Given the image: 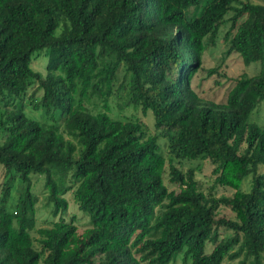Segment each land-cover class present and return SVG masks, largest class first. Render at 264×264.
Here are the masks:
<instances>
[{
	"label": "trees",
	"instance_id": "trees-1",
	"mask_svg": "<svg viewBox=\"0 0 264 264\" xmlns=\"http://www.w3.org/2000/svg\"><path fill=\"white\" fill-rule=\"evenodd\" d=\"M228 12L229 51H254L251 62L259 70L240 74L225 101L214 103L191 83L204 39H213ZM34 53L45 58L43 74L31 68ZM34 85L41 94L33 106L41 107L42 121L22 112ZM121 90L128 105L150 110L153 127L167 136V159L138 119H113L85 106L93 99L106 109ZM263 98L264 4L0 0V165L6 176L0 264H170L178 255L180 264H221L224 258L261 264L264 127L247 117ZM181 159L208 160L213 185L230 187L232 194H204L196 168L181 170L172 162ZM165 172L176 190L163 183ZM30 174L43 176L46 202L57 216L40 227ZM245 177L249 188L241 190ZM14 179L22 188L8 210ZM68 190L89 224L73 250L65 247L76 225L62 217ZM220 205L234 217H218ZM219 227L231 234L218 239Z\"/></svg>",
	"mask_w": 264,
	"mask_h": 264
},
{
	"label": "rangeland",
	"instance_id": "rangeland-1",
	"mask_svg": "<svg viewBox=\"0 0 264 264\" xmlns=\"http://www.w3.org/2000/svg\"><path fill=\"white\" fill-rule=\"evenodd\" d=\"M245 1V0H242ZM253 3H261L264 4V0H248ZM190 9L188 10L189 15ZM196 11L193 13L195 14ZM231 12H228L224 21L218 26V29L213 36V39L210 41L209 39H204L205 48L202 52L201 59V68L195 73L192 78V87L197 92L198 96L204 100L212 101L214 103H223L226 99V95L228 90L234 83V80L239 77L240 74L245 73L248 76H252L256 74L259 70L258 63L251 62L253 58L256 57L254 51H246V52H238V51H229V40L232 34V30H229V21L228 17H230ZM31 59V68L35 71L44 73V60L45 58L42 54L36 55L35 53L32 55ZM251 62L247 64V62ZM214 68L215 71L211 74L207 73V69ZM123 71L121 68L117 71V81L116 85L122 81ZM35 85L27 90L24 95V98L21 101L22 112L23 114L31 119H35L38 121L44 120L43 111L39 106H33L40 96V90H34ZM33 91V92H32ZM125 91L121 90L120 92H114L112 96L107 99L106 106L104 109L101 107V102L99 104L98 100H91L89 103L85 104V106L92 112H96L99 110H103L106 112L108 116L113 119H126V118H136L140 122L143 123L146 133L149 135H155L156 143L159 147V152L167 159V151H166V139L167 136L161 135V130H157L153 127V117L150 110H147L143 113L140 108L134 107L132 105H128L125 100ZM9 108V107H8ZM2 110V108H1ZM58 112H55V116H57ZM248 122H253L259 126L264 127V98L260 99L255 103L253 109L250 111L247 117ZM59 122L60 126H62L61 121ZM62 129V127L60 128ZM65 138H68L64 135ZM77 155V150L75 151L73 156ZM178 168L181 170H185L188 167H195V179L197 181L199 189L207 194L209 191L210 195L214 197H218L221 195L229 196L232 194L233 189L227 186L221 185H213L214 175L211 174L212 165L208 160L203 159H194V160H174L172 161ZM167 170V162H165V171ZM258 172H264V167H260ZM250 178V177H249ZM249 178L245 177L242 179L239 188L241 190H247L249 188ZM31 179V188L30 191L36 196L35 203V226L40 227L48 224L49 221L55 220L57 216L53 217L51 214L52 206L46 202V192L43 188V176L40 174H30ZM6 180V176L4 175L3 167L0 165V197L2 195V190L4 187V181ZM163 183L167 187V189H175L176 187L167 181L166 172L163 175ZM65 184H69V181L66 180ZM211 187V188H210ZM22 188V184L18 179L13 180V184L10 186L9 191L10 195L5 203V207L8 210H11L14 202L16 201L18 194L20 193ZM64 199L67 202V209L63 214V219L65 221H69L70 219L73 221L74 225H76V231L73 238H71L66 244L65 249L73 250L75 247V243L78 239L82 238L84 235V230L89 226L87 216L81 212L76 204L73 201L71 190H68L63 195ZM156 211H158L156 209ZM217 216H222L225 218H233L234 214L229 210L228 207L220 205L216 211ZM218 236L220 239L225 237L230 233L229 230H225L222 227L217 229ZM33 236H36L33 232H31ZM211 248V244H206V252H208ZM238 258L236 259H228L224 258L221 264H237ZM180 255L171 262L170 264H180ZM261 264H264V257L262 258Z\"/></svg>",
	"mask_w": 264,
	"mask_h": 264
}]
</instances>
